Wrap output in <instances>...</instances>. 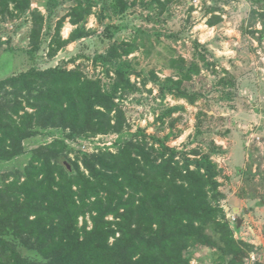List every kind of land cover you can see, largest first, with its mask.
I'll return each mask as SVG.
<instances>
[{
  "label": "rangeland",
  "instance_id": "obj_1",
  "mask_svg": "<svg viewBox=\"0 0 264 264\" xmlns=\"http://www.w3.org/2000/svg\"><path fill=\"white\" fill-rule=\"evenodd\" d=\"M80 4L83 11L72 16ZM58 27L62 39L77 28L85 37L49 57ZM48 68L77 69L104 90L114 69H122L132 85L115 97L123 129L75 139L60 128L39 129L18 156L0 161V194L24 202L34 152L53 141L68 150L52 147L59 160L78 163L80 171L84 158L116 153L131 140L174 149L177 159H194L191 152L201 148L196 157L209 154L218 166L219 204L234 239L254 248L243 264H264V0H30L24 13L2 8L0 0V80ZM9 201L0 202V231L6 230L0 239L41 261L11 236L10 212H2ZM185 254L189 264H219L223 257L213 239Z\"/></svg>",
  "mask_w": 264,
  "mask_h": 264
},
{
  "label": "trees",
  "instance_id": "obj_2",
  "mask_svg": "<svg viewBox=\"0 0 264 264\" xmlns=\"http://www.w3.org/2000/svg\"><path fill=\"white\" fill-rule=\"evenodd\" d=\"M8 4L20 13L30 9V0H1L2 8ZM83 9L77 5L71 15ZM39 15L32 11L34 20ZM59 29L49 57L85 37L77 28L62 39ZM113 73L109 90L77 69H30L0 80V161L18 156L39 129H63L69 139L120 132L124 115L115 97L132 85L122 69ZM52 147L68 151L63 141H53L34 152L24 202L0 194V202L10 200L2 210L10 212V235L42 260L24 258L0 239V264H189L185 253L212 239L223 254L219 264H243L253 251L234 239L219 204L218 166L209 154L196 157L201 148L191 152L194 159H177L174 149L131 140L116 153L84 158L80 171L78 163L61 162Z\"/></svg>",
  "mask_w": 264,
  "mask_h": 264
}]
</instances>
